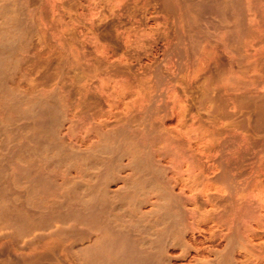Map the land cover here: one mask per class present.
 Here are the masks:
<instances>
[{
    "label": "rangeland",
    "instance_id": "374dc122",
    "mask_svg": "<svg viewBox=\"0 0 264 264\" xmlns=\"http://www.w3.org/2000/svg\"><path fill=\"white\" fill-rule=\"evenodd\" d=\"M108 250L264 264V0H0V264Z\"/></svg>",
    "mask_w": 264,
    "mask_h": 264
},
{
    "label": "bare ground",
    "instance_id": "6f19581e",
    "mask_svg": "<svg viewBox=\"0 0 264 264\" xmlns=\"http://www.w3.org/2000/svg\"><path fill=\"white\" fill-rule=\"evenodd\" d=\"M239 5H240V4H239ZM223 8H224V7H223ZM224 13H225V12H224ZM223 15H224V14H223ZM221 16H222V15H221ZM221 16H219V17H221ZM222 20H223V19H222ZM224 21H226V20H224ZM226 22H227V21H226ZM244 22H245V21H244ZM237 23H238V22H237ZM241 25H243V24H241ZM244 25H245V24H244ZM239 27H240V26H239ZM247 27H248V26H247ZM245 28H246V26H245ZM248 28H249V27H248ZM249 31H250V30H249ZM249 31H248V32H249ZM251 31H252V30H251ZM247 35H248V34H247ZM234 38H236V37H234ZM233 40H234V39H233ZM235 43H236V42H235ZM146 133H147V132H146ZM150 138H151V137H150ZM150 145H151V144H150ZM143 148H144V147H143ZM150 149H151V148H150ZM146 162H147V161H146ZM148 162H150V161L148 160ZM144 163H145V162H144ZM149 164H150V163H149ZM150 165H151V164H150ZM139 169H140V168H139ZM137 174H138V173H137ZM143 175H144V174H143ZM161 178H162V177H161ZM158 179H159V178H158ZM143 180H144V179H143ZM135 181H136V180H135ZM137 181H138V180H137ZM139 181H140V180H139ZM141 182H142V181H141ZM155 184H156V183H155ZM144 186H145V185H144ZM151 187H152V186H151ZM154 187H155V186H154ZM99 191H100V190H99ZM131 195H132V194H131ZM127 198H128V197H127ZM128 199H129V198H128ZM26 227H27V226H26ZM21 229H22V228H21ZM32 229H33V228H32ZM132 229H133V227H132ZM136 230H137V232H138V229H136ZM139 231H140V230H139ZM104 232H105V231H104ZM108 233H109V232H108ZM128 234H129V233H128ZM128 234H127V235H128ZM165 234H166V233H165ZM138 235H139V234H138ZM146 236H147V235H146ZM110 237H111V236H110ZM161 237H162V236H161ZM133 239L135 240V238H133ZM139 239H140V238H139ZM158 239H159V238H158ZM112 240H113V239L110 238L109 243H110ZM112 242H113V241H112ZM112 242H111V243H112ZM114 242H115V241H114ZM118 242H119V241H118ZM95 243L97 244V242H95ZM106 244H107V243H106ZM109 245H110V244H109ZM125 245H126V244H125ZM125 245H124V248L126 247ZM112 246H113V248L117 249L113 244L110 245L111 248H112ZM116 246H117V245H116ZM127 246H129V245H127ZM104 247H105V246H104ZM117 247H118V246H117ZM113 248L111 249L112 251L114 250ZM118 248L120 249V247H118ZM105 249H106V248H105ZM109 249H110V248H109ZM125 249H126V248H125ZM127 249L130 250L131 247H130V248H127ZM98 250H99V249H98ZM111 250H110V251H111ZM120 250L122 251V249H120ZM120 250L118 251V249H117V251L121 253ZM129 250H127V251H129ZM131 250H132V249H131ZM131 250H130V251H131ZM141 250H142V249H141ZM106 251H107V250H106ZM110 251L108 250V253H109ZM117 251L115 250L114 252H117ZM130 251H129V252H130ZM132 251H133V250H132ZM93 252H94V251H93ZM104 252H105V251H104ZM122 252L124 253L125 251L123 250ZM139 252H140V251H139ZM108 253H107L106 256H109V255H110L111 253H113V252L109 253V255H108ZM123 253H122V254H123ZM131 253H132V252H131ZM131 253H130V255H131ZM0 254H1V253H0ZM2 254H3V253H2ZM113 254H114V253H113ZM113 254H111V255H113ZM115 254H116V255H115ZM115 254H114V256H115L114 259H116L117 262L120 260V261H121V262H120L121 264H122V263H123V264H130L131 262H132V263L134 262V260H133L134 258L131 259L132 257H130V259H131V262H130V259H129V257H128L127 255H126L127 257H125V256H123V255L121 254L122 256H121V258H120V257H119V256H120L119 254H118V255H117V253H115ZM126 254H127V253H126ZM128 254H129V253H128ZM4 255H5V254H4ZM133 255H134V254H133ZM7 256H8V255H7ZM106 256H105V258L107 259ZM116 256H118L119 258H118V257L116 258ZM112 257H113V256H111L110 258L112 259ZM122 257H123V258H122ZM138 257H139V256H138ZM110 258H109V260H110V262L112 263V260H114V259L111 260ZM136 259H137V258H136ZM142 259H143V258H142ZM142 259H140V260L142 261ZM148 259H149V258H148ZM98 260H99V259H98ZM138 260H139V259H138ZM6 261H7V260H3V262H5V264H6ZM8 261H9V260H8ZM145 261H146V260H145ZM0 262H1V261H0ZM90 262H92V261H90ZM129 262H130V263H129ZM136 262H137V261H135V263H136ZM8 263H9V262H8ZM8 263H7V264H8ZM13 263H14V264H20V261H19V260H18V261H14V260H13ZM31 263H32V262H31ZM138 263H139V262H138ZM138 263H137V264H138ZM142 263H144V262H142ZM2 264H3V263H2Z\"/></svg>",
    "mask_w": 264,
    "mask_h": 264
}]
</instances>
